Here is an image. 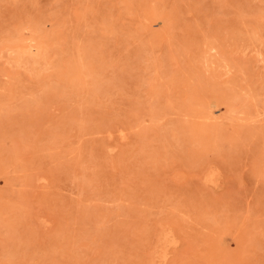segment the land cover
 <instances>
[{
  "label": "rangeland",
  "instance_id": "obj_1",
  "mask_svg": "<svg viewBox=\"0 0 264 264\" xmlns=\"http://www.w3.org/2000/svg\"><path fill=\"white\" fill-rule=\"evenodd\" d=\"M159 263L264 264V0H0V264Z\"/></svg>",
  "mask_w": 264,
  "mask_h": 264
},
{
  "label": "bare ground",
  "instance_id": "obj_2",
  "mask_svg": "<svg viewBox=\"0 0 264 264\" xmlns=\"http://www.w3.org/2000/svg\"><path fill=\"white\" fill-rule=\"evenodd\" d=\"M168 230H169V229H167V231H168ZM170 232H171V231H169V233H170ZM164 233H166V229H165V232H164ZM164 233H163V236H165ZM166 236H167V233H166ZM171 236H172V235H171ZM167 237H168V236H167ZM169 238H170V237H169ZM162 239H163V238H162ZM162 239H161V243H164V240L166 241V239H168V238L164 239L163 242H162ZM170 239H172V237H171ZM175 241H176V240H174V242H175ZM168 242H169V241H168ZM168 242L166 241V243H167V244H166L167 246L165 245L166 248L168 247L169 244H170V245L173 244V240H171V243L169 242V244H168ZM158 243H159V241H158ZM164 244H165V243H164ZM160 246H163L162 248L164 249V245H163V244H162V245L160 244ZM160 246H158V247H160ZM158 247H157V248H158ZM166 248H165L164 250H166ZM159 250H160V249H159ZM159 250H158V251H159ZM159 252H160V251H159ZM162 252H164V251H162ZM162 252H161V253H162ZM156 254H158V253L156 252ZM157 256H158V255H157ZM161 256H163V254H162ZM164 256H165V255H164ZM159 257H160V255H159ZM165 257H166V256H165ZM160 259H161V258H160ZM160 259H159V260H160ZM162 259H165V258H162ZM163 261H164V260H163ZM159 264H160V263H159ZM161 264H162V263H161Z\"/></svg>",
  "mask_w": 264,
  "mask_h": 264
}]
</instances>
